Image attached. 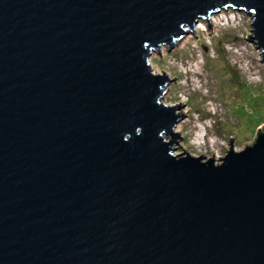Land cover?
Here are the masks:
<instances>
[{
    "label": "water",
    "instance_id": "water-1",
    "mask_svg": "<svg viewBox=\"0 0 264 264\" xmlns=\"http://www.w3.org/2000/svg\"><path fill=\"white\" fill-rule=\"evenodd\" d=\"M226 7L264 61V0H0V264H264V131L175 155L150 64Z\"/></svg>",
    "mask_w": 264,
    "mask_h": 264
},
{
    "label": "rangeland",
    "instance_id": "rangeland-1",
    "mask_svg": "<svg viewBox=\"0 0 264 264\" xmlns=\"http://www.w3.org/2000/svg\"><path fill=\"white\" fill-rule=\"evenodd\" d=\"M199 19L169 48L153 51L154 74L171 79L165 106L182 105L173 133L182 137L175 155L187 153L214 161L252 146L264 128V61L252 33V17L234 8ZM204 25V27H200ZM186 29V28H185Z\"/></svg>",
    "mask_w": 264,
    "mask_h": 264
},
{
    "label": "bare ground",
    "instance_id": "bare-ground-1",
    "mask_svg": "<svg viewBox=\"0 0 264 264\" xmlns=\"http://www.w3.org/2000/svg\"><path fill=\"white\" fill-rule=\"evenodd\" d=\"M200 27H204V25H201ZM166 46V45H165ZM163 47V46H162ZM150 62H152L151 60H150ZM151 65H153L152 63H151ZM153 68V67H152ZM153 71H154V69H153ZM153 73H155V72H153Z\"/></svg>",
    "mask_w": 264,
    "mask_h": 264
}]
</instances>
